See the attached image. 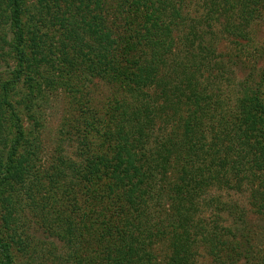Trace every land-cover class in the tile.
I'll return each mask as SVG.
<instances>
[{
    "label": "trees",
    "instance_id": "trees-1",
    "mask_svg": "<svg viewBox=\"0 0 264 264\" xmlns=\"http://www.w3.org/2000/svg\"><path fill=\"white\" fill-rule=\"evenodd\" d=\"M30 1L0 0V211L24 212L0 231V264H15L14 248L24 264H194L202 250L211 264H264L252 244L264 234V71L234 84L245 64L218 52L224 41L243 51L264 0H202L201 17L191 0H49L71 42L58 54L46 33L31 43ZM93 80L110 94L90 93ZM56 92L68 104L41 171ZM215 187L245 205L201 204Z\"/></svg>",
    "mask_w": 264,
    "mask_h": 264
},
{
    "label": "rangeland",
    "instance_id": "rangeland-1",
    "mask_svg": "<svg viewBox=\"0 0 264 264\" xmlns=\"http://www.w3.org/2000/svg\"><path fill=\"white\" fill-rule=\"evenodd\" d=\"M71 2L76 7H79V6L85 7V5L87 6L88 2H89V10H93V7L96 3V0H73V1L71 0ZM191 3L192 4L190 6V10L193 13V15L201 17V15H203V13L205 12V10L203 9L202 0H191ZM60 6L62 7L63 4H60ZM50 7L52 9V6H51L49 0H40V1L31 0L30 3L28 4L27 8H29V11L32 15L30 14V18H28L27 22L31 23L33 29H34V25H36V27H37L35 32H32L30 34L31 43L33 45H37L39 43V39L40 40L42 39L41 36L44 33H46V38L42 39V42H44V44H43L44 47L47 45V46H49V48L47 49L48 51L53 50L54 53L58 54V53H60V51H62L61 50L62 45L68 46L67 44L70 45L71 42L66 41L67 36H66L65 29L60 28L58 26L59 25L58 22H54L53 18H55V15H51L52 11L50 10ZM43 8H45V10H43ZM86 10H87V8H86ZM61 11H62V9H61ZM68 13H72V11L70 10ZM57 16L61 17L62 15L57 14ZM49 17L53 21L52 24H50V25L48 23ZM84 18H86V17H84ZM81 21H82V19L79 20L80 23H82ZM220 22H223V20L221 19ZM261 22H259L258 24H255L249 28L248 32L250 33V40L247 42L249 44H247V43L244 44V49L242 52L239 50V48L230 47L231 45L226 43V41H224L222 44L219 45L218 52L225 53V56L223 57V59L227 60L228 57L226 54H228V55H231L233 57L232 62L237 60L238 62L242 61L246 67H250V66L252 67L253 64L255 66L254 69L248 68L247 70H245L246 69V68H244L245 66H242V65L234 67V71L236 73L235 77L237 78V79H235L234 84L237 83L238 81L242 80L243 78H245V75L247 77V74L250 72V70L253 72L255 70L254 77H258L260 75V73L264 71V19ZM67 23L68 24H66V26L68 27L70 22H67ZM213 30L215 32H218L219 30H221L220 25L215 24L213 26ZM9 63L11 64V62H9ZM93 84L95 85V88L93 89V91H89V92L90 93L96 92L95 96L101 97L106 93V91L108 92V94H110V92L107 90L108 87H107V89L104 88L103 83H99L97 80H93ZM87 85H88V83L86 84V86ZM96 85H97V87H96ZM224 88L222 89V91H224ZM230 89H231V91L237 90V88H230ZM58 93H57L58 95L46 94L48 96V103L44 107L43 128L40 132V137H41L40 141H41L42 148L44 149V156L41 158L42 163H43V164L41 163L42 164L41 165L42 166L41 171L45 167L49 166L56 158L55 151L57 149L58 139H59V129L58 128H59V124L61 122V118L63 116V113H64V111H66L67 104H68L67 103V99L69 97L68 94H66V93L64 94L62 92H58ZM235 183H237V179H234L230 184L235 185ZM242 183H244V182H242ZM242 183H241V185H242ZM15 189L16 190H22V188H20V185H16ZM210 190H212V193L207 194L206 197H201V199H200L201 204H203L204 201H207L209 203V201L212 198L220 195L222 198L221 199L222 203L234 204V202L235 203L237 202L240 205H245V197H246L245 194L241 195L240 193L236 192L235 190L225 191V189H223V190L219 191V190H216V187L211 188ZM14 200H16V199H14ZM18 201H19V199H18ZM25 202L27 203V201H25ZM26 203H25V205H26ZM202 209H204V210L202 212L203 215H201V216H204L206 219L210 218V215H211L210 211L205 207H202ZM13 211L14 210H12L10 212L11 214L9 217H7L8 215H5V212L3 210L0 211L4 215L3 217H0V231L2 233L3 232L9 233L11 231V229L13 228L12 222L14 220L18 219L20 216H23V214H24V212H20L19 210H17V212H14V213H13ZM248 222H249V219H248ZM222 224H223V226L228 227V225L232 224L231 219L229 218V220H227L226 222H222ZM251 224L252 225L259 224V226H261V224L256 219H253L251 221ZM31 235H33V233H31ZM0 236H2V235L0 234ZM33 237H35L36 239L38 238L45 243L55 244V248H57V250H56L57 253L60 250L59 247L61 245L58 244V241L51 236L43 235L42 232L39 231L38 233L34 234ZM254 240L255 241L252 242V244L254 246L255 245L260 246V244L264 245V234H261L260 236L256 237ZM12 250H13L12 255H13V258L15 260L14 263L15 264H24V261L26 262L27 258H25V260H24L23 256L27 255V252H26L27 250H25V251L21 250V252H17V250L15 248ZM31 251H29L30 252L29 256L32 255ZM165 252H166V246L165 245L157 246V253L158 254L165 255L166 254ZM195 259L196 260L194 261V264H211V259L203 252V250L199 253V256L196 257ZM35 262H37V261H35ZM46 264H50V260H48Z\"/></svg>",
    "mask_w": 264,
    "mask_h": 264
}]
</instances>
